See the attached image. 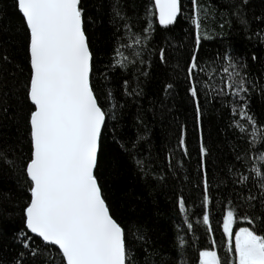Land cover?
<instances>
[{
  "label": "snow or ice",
  "instance_id": "6c2138e0",
  "mask_svg": "<svg viewBox=\"0 0 264 264\" xmlns=\"http://www.w3.org/2000/svg\"><path fill=\"white\" fill-rule=\"evenodd\" d=\"M12 7L20 20L17 31L23 35L24 65L16 59L19 47L0 41V75L15 67L23 76L15 80L12 95H22L27 152L0 146V164L22 177L17 183L23 189L16 196L23 225L15 237L20 249L7 264H30V258L41 254L48 256L44 264H154L159 253L152 250L147 226L118 214L109 176L115 173L116 149L146 183L164 179L152 167L154 145L145 122L151 109L141 104L146 93L140 77L149 75L143 67L150 66L148 57L157 55L160 63H167L165 48H149L156 25L169 29L185 13L192 44L184 65L177 67L183 73L193 106V127L199 133L203 198L202 221L197 223L202 222L209 244L195 247L201 237L195 236L186 198L179 195L174 205L182 220L176 225L172 251L161 256L160 264H264V122L249 109L254 92L264 95V74L250 73L247 57L231 48L208 61L201 59L202 41L211 38L202 32V25L212 9L200 0H145L140 15L129 14L121 0H110L114 45L101 72L97 67L100 51L91 31L96 21L88 15L84 0H13ZM221 11L222 15L230 12L231 19L239 22L246 39L264 44V12L249 17L250 0H227ZM251 60L258 61V55L252 53ZM114 71L120 75L116 89L108 87ZM173 89V83L164 82L159 91L167 96ZM8 97L9 92L0 94V112L5 116ZM128 97L138 106L131 124L123 111ZM201 97L229 111V127L245 142L228 168L234 177L231 183L240 187H234L235 195L225 197L227 206L220 207L219 242L212 227ZM176 149L190 156L186 125L180 128L176 148L165 155L172 175L183 167L182 160L173 163ZM11 203L7 193L0 196V215L11 214ZM34 237L43 242V248L34 246ZM53 247L55 256L47 251Z\"/></svg>",
  "mask_w": 264,
  "mask_h": 264
},
{
  "label": "trees",
  "instance_id": "16d2710c",
  "mask_svg": "<svg viewBox=\"0 0 264 264\" xmlns=\"http://www.w3.org/2000/svg\"><path fill=\"white\" fill-rule=\"evenodd\" d=\"M84 2L88 15L96 21L91 31L94 34V45L100 51L97 67L103 72L109 59L110 48L114 45L113 28L109 23L110 0H84ZM200 2L212 9L202 25V32L211 38L202 41L199 53L201 59L208 61L218 52L222 54L225 49L231 48L234 52L247 57L250 73L264 74V44L255 38L251 41L246 39V33L241 29L238 21L231 19L230 12L222 15L221 10L226 7L227 0H200ZM12 3L13 0H0V41H7L14 47L18 46L16 59L24 65L23 35L22 31H17L20 20ZM121 3L127 4L126 10L129 14L136 11L143 15L145 0H121ZM262 12H264V0H250L249 17L253 13ZM186 17L187 13L178 19L177 24L166 30L156 25V32L153 34L149 48L153 46L165 48L167 63H160L157 55L148 57L151 64L143 67L149 75L147 78L140 77L144 81L143 87L146 93V98L141 101V104L144 108L151 109L146 113L145 122L154 145L153 154L156 162L152 167L155 169L154 174L163 176L164 179L159 182L150 179L146 183L116 149L113 151L115 173L109 176L112 201L118 214L127 221L139 222L147 226L152 250L159 253L153 258L154 264H160L161 256L172 251V242L176 237V225L182 220V215H177L178 209L174 205L179 195L186 198L189 219L194 225L195 236L201 237L195 247L209 244V241L204 238L205 229L202 222L197 223V221H202L201 202L203 198L198 155L199 133L193 127V106L185 91L183 73L177 67L184 65L192 44L189 31L191 23ZM221 24L223 28L220 27ZM254 29L255 25H253ZM252 53L258 55V61L251 60ZM125 54L127 55V52ZM145 55L147 56V53ZM17 79L22 80L23 76L15 67H10L7 73L0 75V94L9 92L7 105L9 111L6 116L0 112V146L11 145L16 148L17 153L21 151L26 153L27 141L20 112L22 95L20 92H17L15 96L12 95V92L16 91L15 80ZM164 82L174 84V89L167 96L159 91ZM118 83H120V75L115 71L110 73L108 87L116 89ZM18 96L20 99H17ZM127 100L128 107L123 111L126 122L131 124L138 106L133 98L128 97ZM149 100L152 104L148 103ZM201 104L205 111L204 141L209 148L205 163L213 197L212 227L219 242L221 230L217 219L220 216V207L221 205L227 206L225 197H233L234 187L237 189L240 187L231 183L234 177L229 176L228 168L235 163L236 153H242L245 142L239 140L238 132L229 127L230 114L227 109L221 108L218 102H206L203 97H201ZM249 109L258 121L264 122V95L258 91L254 92L250 96ZM182 125L187 127L190 156H184L179 149H176L173 163L182 160L183 167L179 168L176 175H172L167 168L165 155L169 149L176 148ZM112 166L110 164V168ZM248 167L250 168V165ZM0 169L7 173L5 175L4 172H0V196L7 193L12 197V203L8 205L11 214L0 215V261L7 264L20 249L15 237L23 225L18 215L19 207L16 196L23 189L17 183L18 180H22V177L2 164H0ZM222 180L225 183H221ZM240 226L245 225L240 222ZM184 227L186 228V225ZM181 235L183 236L184 233L181 232ZM188 237H192V233H189ZM34 241V246L40 245L43 248L42 241L35 237ZM47 251H50L52 256L56 255L54 247ZM220 251L223 255V249ZM47 259L46 255H37L30 258V264H44ZM150 264H152L151 261Z\"/></svg>",
  "mask_w": 264,
  "mask_h": 264
}]
</instances>
